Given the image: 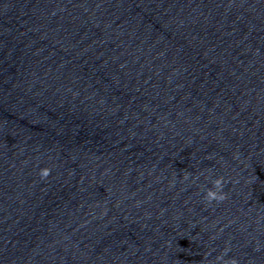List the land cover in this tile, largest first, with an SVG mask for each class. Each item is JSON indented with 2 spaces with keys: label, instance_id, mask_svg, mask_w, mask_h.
Wrapping results in <instances>:
<instances>
[{
  "label": "water",
  "instance_id": "95a60500",
  "mask_svg": "<svg viewBox=\"0 0 264 264\" xmlns=\"http://www.w3.org/2000/svg\"><path fill=\"white\" fill-rule=\"evenodd\" d=\"M0 264H264V0H0Z\"/></svg>",
  "mask_w": 264,
  "mask_h": 264
}]
</instances>
